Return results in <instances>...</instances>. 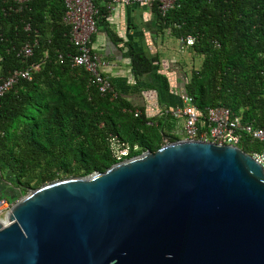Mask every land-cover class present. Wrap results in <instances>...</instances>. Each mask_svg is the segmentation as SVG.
<instances>
[{"label": "trees", "instance_id": "trees-1", "mask_svg": "<svg viewBox=\"0 0 264 264\" xmlns=\"http://www.w3.org/2000/svg\"><path fill=\"white\" fill-rule=\"evenodd\" d=\"M148 9L175 39H194L187 47L201 60L180 84L196 107L223 106L241 123L264 128V0H177L163 16L155 6ZM63 11L62 0H0V79L13 70L29 71V79H19L0 97V179L10 176L19 193L102 172L117 162L112 138L127 147L120 160L154 152L163 139L175 138L164 112L156 124L142 108L133 117L125 99L99 94L82 68L70 66L67 55L75 48ZM34 41L28 57L17 55ZM123 57L129 89L137 92L158 56L128 46ZM237 147L259 153L264 143L242 136Z\"/></svg>", "mask_w": 264, "mask_h": 264}, {"label": "water", "instance_id": "water-1", "mask_svg": "<svg viewBox=\"0 0 264 264\" xmlns=\"http://www.w3.org/2000/svg\"><path fill=\"white\" fill-rule=\"evenodd\" d=\"M0 264H264V171L173 138L27 191L0 220Z\"/></svg>", "mask_w": 264, "mask_h": 264}, {"label": "built area", "instance_id": "built-area-1", "mask_svg": "<svg viewBox=\"0 0 264 264\" xmlns=\"http://www.w3.org/2000/svg\"><path fill=\"white\" fill-rule=\"evenodd\" d=\"M17 4H24L31 0H14ZM106 10H113V6L143 5L147 8L155 6L159 15L163 16L171 9L177 0H105ZM64 11L61 21L68 28V38L70 44L75 48V53L67 55L71 67L82 68L87 73L90 84L96 87L101 95H107L109 99H115V93L109 77L104 69L107 61L90 48L91 36L95 33V18L98 9L94 0H62ZM190 36L178 39L182 46H189L193 42ZM35 41L24 43L17 55L28 57ZM58 59H61L58 56ZM61 62V60H60ZM19 79H29L28 70H13L7 77L0 79V97L6 93ZM180 105L171 110L163 109L165 115L179 124L176 132L180 136L178 139L207 141L220 145H232L237 147L242 136L252 141L264 143V128L253 127L250 124H243L239 118L233 115L229 109L223 106L204 107L199 110L194 104L193 98L181 91L179 95ZM133 117L139 115V111L132 112ZM174 131V129H173ZM175 132V133H176ZM174 133V132H173ZM174 133V135H175ZM175 138L176 135H175ZM119 147L115 156L117 161L126 156L127 147L119 144L115 139L110 140V150ZM113 154V152H112ZM114 155V154H113ZM264 171V148L259 153L249 154ZM12 206L6 199L0 198V217H4Z\"/></svg>", "mask_w": 264, "mask_h": 264}, {"label": "crops", "instance_id": "crops-1", "mask_svg": "<svg viewBox=\"0 0 264 264\" xmlns=\"http://www.w3.org/2000/svg\"><path fill=\"white\" fill-rule=\"evenodd\" d=\"M94 1L99 15L90 39L91 50L107 61L104 72L115 93L134 110L142 108L156 124L164 116L163 109L171 110L180 105L181 80H187L189 72L198 67L195 68L194 62L200 60V56L187 46L181 47L167 29H161L155 14L147 7L115 5L108 12L105 0ZM128 46L134 52L155 54L159 61L153 72L143 77L137 92L129 89L131 79L127 75V59L123 57ZM170 122L175 123L172 119ZM2 182L0 179L3 186Z\"/></svg>", "mask_w": 264, "mask_h": 264}, {"label": "rangeland", "instance_id": "rangeland-1", "mask_svg": "<svg viewBox=\"0 0 264 264\" xmlns=\"http://www.w3.org/2000/svg\"><path fill=\"white\" fill-rule=\"evenodd\" d=\"M185 53V52H184ZM201 60V59H200ZM200 60H196L195 62H194V65H195V68L198 66V64L200 63ZM175 122V121H174ZM173 125H172V130L174 129V133L176 132V126H179V124L178 123H172ZM165 132H167L168 130L167 129H165L164 130ZM172 132V133H173ZM173 133V134H174ZM175 135H176V137L177 138H180V136L178 135V133L176 132L175 133ZM169 140L170 139H168V138H166V139H163L161 142H160V145L159 146H163L164 144H167V143H170L169 142ZM172 140V139H171ZM119 150V147H114L113 148V156H116L117 154H118V151ZM93 172H95V171H93ZM90 173H92V172H90ZM89 173V174H90ZM12 180V178H10V176H8L7 177V179L4 177L3 178V186L2 185H0V196L1 195H6V196H8L9 198H10V200L8 201L9 203H11V204H13L15 201H17V200H19L22 196H24L25 194H26V192L27 191H29V190H33L34 188H31V189H28V190H26V192L25 193H19L18 192V190L17 189H14V188H12L10 185H9V181H11ZM57 180V179H56ZM56 180H54V181H56ZM7 184V185H6ZM44 184H46V183H44ZM43 185V184H42ZM41 186V185H40Z\"/></svg>", "mask_w": 264, "mask_h": 264}, {"label": "bare ground", "instance_id": "bare-ground-1", "mask_svg": "<svg viewBox=\"0 0 264 264\" xmlns=\"http://www.w3.org/2000/svg\"><path fill=\"white\" fill-rule=\"evenodd\" d=\"M3 219V217H0V220H2Z\"/></svg>", "mask_w": 264, "mask_h": 264}]
</instances>
